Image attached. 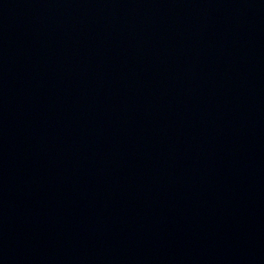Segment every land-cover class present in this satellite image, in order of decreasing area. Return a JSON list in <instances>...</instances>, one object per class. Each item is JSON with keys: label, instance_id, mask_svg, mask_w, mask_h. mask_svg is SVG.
I'll list each match as a JSON object with an SVG mask.
<instances>
[{"label": "water", "instance_id": "95a60500", "mask_svg": "<svg viewBox=\"0 0 264 264\" xmlns=\"http://www.w3.org/2000/svg\"><path fill=\"white\" fill-rule=\"evenodd\" d=\"M0 264H264V0H0Z\"/></svg>", "mask_w": 264, "mask_h": 264}]
</instances>
